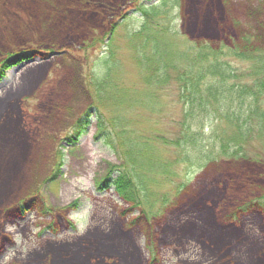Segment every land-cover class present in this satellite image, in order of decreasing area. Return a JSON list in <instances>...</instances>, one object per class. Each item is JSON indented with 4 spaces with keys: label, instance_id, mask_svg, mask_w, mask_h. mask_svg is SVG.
I'll list each match as a JSON object with an SVG mask.
<instances>
[{
    "label": "rangeland",
    "instance_id": "1",
    "mask_svg": "<svg viewBox=\"0 0 264 264\" xmlns=\"http://www.w3.org/2000/svg\"><path fill=\"white\" fill-rule=\"evenodd\" d=\"M150 1L0 0V67L12 55L35 53L0 70L1 85L24 65L0 94V107L17 96L0 115V236H12L0 248V264H41L46 254L52 264L64 258L87 264L106 254L116 264H264V213L255 209L240 213L235 225L226 222L264 194L261 139L246 149L262 159L258 164H209L193 176L188 165L175 168L181 151L160 142L152 151L133 147L137 131L173 139L182 117L177 86L143 78L145 43L155 36L191 41L185 34L212 39L223 29L235 31L232 18L262 34L260 14L251 19L249 12L260 1L179 0L175 9L166 4L151 16L148 26L131 25V14L145 19L134 10ZM173 12L179 20L169 19ZM38 52L61 54L45 60ZM96 108L122 146L118 152L100 134ZM89 112L85 134L66 141ZM111 172L119 184L100 188ZM120 175L145 196L141 208L120 197L131 193ZM227 189L229 199L217 208ZM33 199L31 211L11 217L17 202Z\"/></svg>",
    "mask_w": 264,
    "mask_h": 264
},
{
    "label": "trees",
    "instance_id": "2",
    "mask_svg": "<svg viewBox=\"0 0 264 264\" xmlns=\"http://www.w3.org/2000/svg\"><path fill=\"white\" fill-rule=\"evenodd\" d=\"M178 1L162 0L149 7L142 4L139 12L141 18L145 19L132 15L131 25L138 22L142 27L148 26L151 16L162 12L166 4L175 9ZM258 1L260 9H251L249 12L251 19L260 14L258 20L260 28L263 29L262 34L251 33L247 30L246 23L232 18L235 31L223 29L222 35L212 39L191 38L189 34H185L191 41L174 36L162 42L155 36L145 43L139 54L141 71L147 75L143 78H149V81L155 78V83L165 87L175 84L178 88L177 98L182 117L177 124L179 131L173 139L168 140L169 143L158 135L148 136L143 131L136 130L139 134L133 147L149 148L152 151L156 143L160 142L169 149L181 151L180 161H174L175 168L188 165V170L191 168L189 175L192 176L209 167V164L248 161L258 164L257 162L262 161L259 157L246 155V149L255 138L264 142V0ZM229 3L233 5L232 2ZM169 19L179 20L178 13L173 12ZM167 31L173 35L178 34L172 27ZM238 63L245 64L247 70H240ZM139 98L136 99L137 102ZM96 109L100 134L106 138L109 147L118 152L122 146L117 145L114 132L105 125L103 115L99 114L100 109ZM89 114L90 112L78 122L66 141L74 144L85 134ZM133 141L131 139V145ZM113 175L114 172H111L99 182L100 188L107 190L110 186L119 184ZM120 176L122 182L131 185V193L122 192L120 197L131 204V207L141 208L143 200L146 201L145 196L140 197L133 181ZM139 189L143 193L142 184ZM176 189L178 193L182 192L180 186ZM166 202H163V206ZM248 202L250 211H264V194ZM33 205L34 203L31 204L30 211ZM149 206L153 208L151 204ZM142 218L145 217L142 215ZM45 259L46 257L41 264H52V256L46 263ZM64 259V264H85ZM87 264H108L107 255L92 256Z\"/></svg>",
    "mask_w": 264,
    "mask_h": 264
},
{
    "label": "water",
    "instance_id": "3",
    "mask_svg": "<svg viewBox=\"0 0 264 264\" xmlns=\"http://www.w3.org/2000/svg\"><path fill=\"white\" fill-rule=\"evenodd\" d=\"M35 53L34 52H22L21 54H19L20 56L18 57H15L14 56V58L11 60V61H13L14 59H15V61H17V60H21V59H25V58H28V57H30V56H32V55H34ZM58 53H56V52H52V53H50V54H48V55H42V56H44L45 58V60L46 59H51V58H53L54 56H56ZM18 58V59H17ZM17 59V60H16ZM39 60V59H38ZM40 61V60H39ZM23 66L24 65H22V66H20V67H17V68H15L13 71H12V74H13V77L15 76V74L17 73V72H19V70H21L22 68H23ZM12 76V75H11ZM13 77H12V79H13ZM12 79H10V80H6L3 84H1L0 85V90L1 89H3V88H5L7 85H9V83L11 82V80Z\"/></svg>",
    "mask_w": 264,
    "mask_h": 264
},
{
    "label": "bare ground",
    "instance_id": "4",
    "mask_svg": "<svg viewBox=\"0 0 264 264\" xmlns=\"http://www.w3.org/2000/svg\"><path fill=\"white\" fill-rule=\"evenodd\" d=\"M24 84L27 86V85L30 84V82H29V83H28V82H25ZM25 85H23V86H25ZM4 91H5V89L2 90V91L0 92V94H2ZM16 98H17V96H11V97L7 98V99L4 101V103L1 105V107H0V114H2V113L5 111L4 109H5L7 106H9L11 103H13V101H14ZM6 109H7V108H6ZM3 110H4V111H3Z\"/></svg>",
    "mask_w": 264,
    "mask_h": 264
},
{
    "label": "flooded vegetation",
    "instance_id": "5",
    "mask_svg": "<svg viewBox=\"0 0 264 264\" xmlns=\"http://www.w3.org/2000/svg\"><path fill=\"white\" fill-rule=\"evenodd\" d=\"M11 217H12V216H11ZM235 217H236L235 215H231V216H230V220H234V219H235ZM6 218H8V216H7ZM232 224H233V225H235V224H236V222H233ZM4 240H5V241H8V239H7V238H5ZM47 260H48V257H46V259H45V263L47 262Z\"/></svg>",
    "mask_w": 264,
    "mask_h": 264
},
{
    "label": "clouds",
    "instance_id": "6",
    "mask_svg": "<svg viewBox=\"0 0 264 264\" xmlns=\"http://www.w3.org/2000/svg\"><path fill=\"white\" fill-rule=\"evenodd\" d=\"M80 231H81V234H83V230L81 229Z\"/></svg>",
    "mask_w": 264,
    "mask_h": 264
}]
</instances>
